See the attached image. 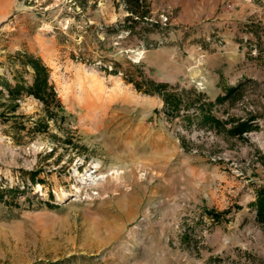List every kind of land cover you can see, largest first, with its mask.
<instances>
[{
    "label": "rangeland",
    "instance_id": "374dc122",
    "mask_svg": "<svg viewBox=\"0 0 264 264\" xmlns=\"http://www.w3.org/2000/svg\"><path fill=\"white\" fill-rule=\"evenodd\" d=\"M131 6L0 0V188L19 190L0 203V264H264V0H140L133 24ZM18 52L64 111L9 97L34 80ZM113 68L195 89L222 125L168 114Z\"/></svg>",
    "mask_w": 264,
    "mask_h": 264
},
{
    "label": "trees",
    "instance_id": "16d2710c",
    "mask_svg": "<svg viewBox=\"0 0 264 264\" xmlns=\"http://www.w3.org/2000/svg\"><path fill=\"white\" fill-rule=\"evenodd\" d=\"M132 1L135 8L131 6V10L129 12L131 16H128L125 20L126 23L131 24L134 23L133 21H136L134 20L135 18H133L134 14H138L139 19H145V17H147V12L139 11L140 0ZM118 26H121V24H119ZM14 58L18 59L23 65L29 66L33 69L34 80L32 85L27 88L22 83H18L14 87L10 86L8 89L9 97L18 100L22 96V92H26L28 96H33L35 99L45 104L49 109V115L55 116L60 111H64V107L58 98L55 87L50 82V69L43 63V61L33 55L20 52L16 53ZM111 72L112 75H118L122 73L116 68H113ZM122 75H124V80L128 84H133L138 92L144 93L148 96H159L164 103L163 109L168 114L179 115L181 113V108L183 107L185 110L186 118H190L193 115L198 114V117L203 124L222 125L217 117L212 113L213 104L206 103L205 96L200 93L197 94L195 89L182 90L181 93H177L174 90L173 92H171L170 86L168 84L157 83L153 80H148L145 77H143L142 82H140L136 80L134 76H130L129 74L122 73ZM234 91H236V88H231L226 92L225 95L218 96L216 101L223 102L227 100ZM51 108H53L54 110H51ZM192 108H195L196 110L190 114V110ZM52 118L54 117L52 116ZM45 124L41 123L40 125ZM251 128L252 125L249 121L238 122L235 126L232 127L231 133L235 136H242V134L248 132ZM36 177L37 174H32L31 179L33 183H35ZM18 191V188H0V203L6 202L5 196L7 194H16L18 193ZM13 204L17 205V203L14 201ZM47 205L52 208L51 204ZM255 205L257 210V219L260 223L264 224V188L258 191L257 201ZM208 213L216 221H220L223 217V214L217 213L213 210H210Z\"/></svg>",
    "mask_w": 264,
    "mask_h": 264
},
{
    "label": "crops",
    "instance_id": "0c3cea01",
    "mask_svg": "<svg viewBox=\"0 0 264 264\" xmlns=\"http://www.w3.org/2000/svg\"><path fill=\"white\" fill-rule=\"evenodd\" d=\"M216 1L218 2V0H216ZM215 56H217V55L216 54H214V55H207V62H208V66L207 67H208L209 71H215V66L213 64V60L215 59ZM220 56H222V54ZM213 85L214 84H211V83L208 82V89H212ZM218 85H219V83H218ZM215 86H216V83H215Z\"/></svg>",
    "mask_w": 264,
    "mask_h": 264
},
{
    "label": "built area",
    "instance_id": "2783aa9c",
    "mask_svg": "<svg viewBox=\"0 0 264 264\" xmlns=\"http://www.w3.org/2000/svg\"><path fill=\"white\" fill-rule=\"evenodd\" d=\"M199 86H202L201 84H198Z\"/></svg>",
    "mask_w": 264,
    "mask_h": 264
}]
</instances>
